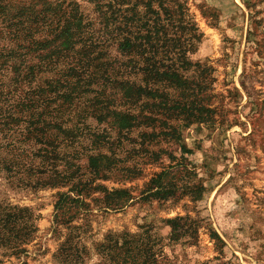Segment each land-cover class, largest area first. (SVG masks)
Wrapping results in <instances>:
<instances>
[{
	"label": "trees",
	"instance_id": "trees-1",
	"mask_svg": "<svg viewBox=\"0 0 264 264\" xmlns=\"http://www.w3.org/2000/svg\"><path fill=\"white\" fill-rule=\"evenodd\" d=\"M88 1L99 29L77 0H0V173L11 186L67 189L57 193L53 222L57 231L69 230L61 264H84L85 253L70 243L85 229L72 224L88 221L89 200L104 212L133 200L128 189L97 183L139 175L143 163L127 166L131 159H169L150 180L146 199H203L207 189L191 180L194 152L182 132L215 125L211 69L190 58L201 34L180 0ZM113 45L117 55L104 54ZM161 140L175 146L149 149ZM125 142L139 147L123 161ZM83 156L87 171L78 164ZM168 223L174 242L198 231L189 216ZM35 232L27 208L0 205V250L22 253ZM151 242L125 234L100 253L106 264H157Z\"/></svg>",
	"mask_w": 264,
	"mask_h": 264
},
{
	"label": "rangeland",
	"instance_id": "rangeland-1",
	"mask_svg": "<svg viewBox=\"0 0 264 264\" xmlns=\"http://www.w3.org/2000/svg\"><path fill=\"white\" fill-rule=\"evenodd\" d=\"M180 1L201 34L190 58L211 69L213 78L209 94L216 109L215 125L182 132L183 144L194 152L191 180H201L207 191L200 201L189 196L180 201L146 199L150 180L170 165L169 159L166 155L158 162L143 159L146 156L131 159L127 166L143 163L136 177L97 181L109 189H128L133 200L127 207L104 212L89 200L88 221L79 218L72 224L85 228L70 243L85 253L84 264H106L100 250L112 237L125 234L138 242L150 237L157 264H264V0ZM77 2L85 19L99 29L94 5L88 0ZM104 54L117 55L115 45L104 49ZM137 134L132 138L137 139ZM173 144L161 140L149 149L159 151ZM138 147L125 142L121 160ZM78 164L87 171L86 157ZM178 173V180L185 179ZM4 177L0 173V205L27 208L36 232L22 253L0 250V264H61L57 255L69 230L62 226L57 231L53 222L57 193L67 189L11 186ZM186 216L196 221V236L172 241L168 221ZM213 232L224 245L213 238Z\"/></svg>",
	"mask_w": 264,
	"mask_h": 264
}]
</instances>
